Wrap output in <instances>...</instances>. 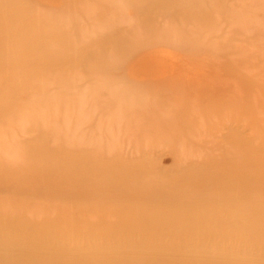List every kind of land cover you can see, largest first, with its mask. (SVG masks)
<instances>
[{
  "label": "rangeland",
  "instance_id": "rangeland-1",
  "mask_svg": "<svg viewBox=\"0 0 264 264\" xmlns=\"http://www.w3.org/2000/svg\"><path fill=\"white\" fill-rule=\"evenodd\" d=\"M7 48H24L28 58ZM61 147L85 156L86 165L82 161L78 171L82 177L97 176L104 162L119 166V161L128 178L162 185L164 196L154 194L152 206L136 208L145 215L165 208L167 215H157L153 222L160 232L177 225L176 216L199 211L206 213L201 219L210 225L218 215V177L224 180L233 167L254 172L258 162L250 167L247 161L264 158L255 153L264 154V0H0V169L29 168L40 155L46 157L41 165L50 157L49 163L64 168L72 160L59 156ZM193 171L198 176L190 177ZM201 177L216 182L198 190ZM89 183L82 181L86 188ZM14 193L12 188L0 189V245L3 233L17 239L15 248L0 246V253L12 255L2 264H28L25 250L30 244L67 250L53 255L46 248L48 253L33 255L74 261L145 255L124 252L137 249L147 257L185 264H217L219 254L233 264H264L261 243L252 233L247 241L242 236L238 242L221 241L227 239L222 237L226 226L251 232L260 227L257 220L239 215L240 208L257 204L252 199L249 204L250 197L240 189L236 201L244 198L237 205L216 201L228 214L218 219L219 230H204L202 236L175 227L176 236L159 238L126 227L102 244L87 240L74 245L63 239H24L12 220L11 227L6 225L18 204ZM254 194L256 202L263 200ZM57 198L52 206L60 203ZM91 214L86 211L80 221L95 222L97 216ZM109 219L102 222L114 223ZM159 220L167 221L161 227ZM210 230L220 234L213 236L216 232ZM228 230L230 235L236 231ZM96 243L104 249L94 248ZM246 247L252 252L258 248L246 258Z\"/></svg>",
  "mask_w": 264,
  "mask_h": 264
},
{
  "label": "bare ground",
  "instance_id": "bare-ground-1",
  "mask_svg": "<svg viewBox=\"0 0 264 264\" xmlns=\"http://www.w3.org/2000/svg\"><path fill=\"white\" fill-rule=\"evenodd\" d=\"M159 4L160 3H158L157 5H159ZM4 11H6V9ZM14 13H16V12H14ZM2 19H3V17H2ZM4 25L8 28V26L6 24H4ZM53 25H55V24H53ZM12 42H15L14 38L10 40L11 45H13ZM20 49H21V51L18 52L15 50V48H13V52H12L10 48H7L9 53L15 54L18 52V55L20 56L19 58L26 60L28 58V56H26L27 52L24 50V48H20ZM57 152H58L60 157L65 156L66 158H68L67 160H72V162L67 163L64 168L60 169L59 167L56 166V161L49 163V161L51 159L49 157L46 160H44V162L42 161V165H41L40 159H43L46 157L44 155H40L42 158L36 159L35 163L32 164L31 167L28 166L29 168L23 167V168H19L17 170H13L10 168H7L5 170L0 169V181L3 182V183H1L3 186L0 184V189H2L4 187H7L9 189L12 188V190H14V192H15L14 194L17 195V197L19 198L17 200L18 204L16 205V207H14L15 210L11 211V213L9 214L7 219L5 220L7 222L6 225L9 224V222H10L9 219L12 220L13 221L12 224L17 226V231L19 233H21V235H23L24 239L28 235L29 238L31 236H33V237L37 236V237H39L40 240H44V241H52L53 239H57V240L63 239L65 241H68V242L73 244L76 242L79 243L81 241H83L82 243H85L87 240L88 241L98 240V241H101V244H102L103 243L102 240H108L109 238L116 237L115 233L118 231H124L123 229L126 227H128L130 231H137V229L139 228V232H141V233L142 232H144V233L151 232V234H153L154 237H159V238L165 237L167 235L172 236V234L175 235L174 232L177 231V230L176 231L173 230L175 227H179L182 230V232L193 231L196 234L202 236L204 234H207V232L204 230H208L210 228H217L219 230V228L221 227V224L218 223V219L220 220V216L228 214V212L224 211L223 207H220V209L218 208V206H221V205H220V203H216V201L220 198V200L223 202V205L233 203L237 200L238 194H236V193L240 189V190H242V194H244V193L248 194V198L246 196L247 199H249V197H250V199L248 200L249 202L247 201L249 204L252 203L251 199L257 204L256 205L253 204L254 205L253 209L248 208V210H247L246 208L249 207L248 205L246 208L245 207L240 208L241 210L239 211V215L241 214L242 217H247V218L251 217V218L257 220L258 226H260V227L256 228V231L251 232L249 230H246L245 228L241 229V230L240 229L237 230L238 226H236V228L231 227V226L230 227L226 226L227 230L229 228H232V229H230V230H232V232L235 229H236V231L231 233L230 230H228V233L229 232L231 233V235H230V234H227V230H224L225 235H223V236L221 235V236L225 237L227 239H224V240L221 239V241H223L225 243L231 242V240L237 241L238 240L237 237H239V236H242L247 241L246 236H248L249 234L252 233L254 241L261 243V248L259 247L260 249L258 250V252H260L259 256L261 257V259L264 260V255H262L264 253V246H263L264 245V158L259 159V160H252L251 159L250 161H247L249 163L250 167H251L253 161L255 163L258 162L257 164L259 165V167L256 171L252 172L250 169H247V170L241 172V169L239 167L238 168L233 167L232 170H230L231 171L230 173H228V171L224 175L222 173V175H223L222 177L224 180H220L221 177L220 178L218 177V180H217V182L219 181L218 183L213 180L215 178H209L208 177L207 180L205 181V179L204 178L202 179V177H201V180H199L197 182L195 188H198V190L203 189L205 186L208 185L209 182L211 183V181L212 182L214 181V182H216V184H214V186L216 185V189L220 190V193L216 192L218 194V197L215 196V200L216 199L217 200L216 201L212 200V201H215V204H214L216 206L215 212H217L218 215H216V220L213 219L215 221H212V223H209L210 225L205 224L204 221L201 219V216H206L205 215L206 213H203V211H199V214L195 215V216L192 215V213L182 214V215H179L178 217L176 216L175 219L178 220L177 225H168L166 227V229L162 228L163 230L160 232L159 231L160 226H158L159 228H157L155 226L156 224H154L153 222H154V219H156L157 215L166 216L167 210L165 208L160 207V208H158V210L156 212L158 214L151 212V213H148L147 215H145L146 213L145 214H143V213L139 214L136 211V208L143 209V207L145 205L152 206V203L150 201H155L154 199H152L154 194H156L158 197L164 196V193H166V192H163V191H165V189L163 188L162 185L158 186V185L153 184L151 182V184L154 185L153 186L147 181H140L137 178L135 179L134 178L135 176L132 178H128L127 177L128 174L126 176V173H125L126 169L123 168L124 166L123 167L120 166L119 161H117L119 166H114V164L112 162L106 163V164H104L105 163L104 162L103 166H101V168H100V174H98L96 176L94 173H91V174H89L88 177H82L78 171L83 166L82 161H84L85 156L84 157L83 156H81V157L74 156L73 150H69V149H66L63 147L58 149ZM255 153H257V155H259V154L264 155L263 153H261L260 151H257V150H255ZM86 157L88 158L89 156H86ZM91 158H93V157H91ZM258 158H259V156H258ZM95 161H96V159H95ZM109 161H110V159H109ZM97 162H98V160H97ZM234 162H237V161L235 160ZM234 162H233V165H234ZM84 165H86L85 161H84ZM94 165H95V163H94ZM237 166H239V164ZM243 168H244V165H243ZM136 170H137V168H136ZM195 171H197V170H195ZM195 171L192 172L194 174H189L190 177L195 175ZM25 175H26V177H25ZM196 175H197V173H196ZM196 175L194 177H196ZM187 176H188V174H187ZM247 177H248V180H247ZM249 177H250V179H249ZM24 178H26V179H24ZM236 178L243 179L245 181L242 180L243 182H238ZM254 178H256V179H254ZM84 179H88V181L91 182V183H89V184H91L90 188L89 187L86 188L82 184V181H84ZM193 179H195V178H193ZM86 183H85V185H86ZM185 186H187V185H185ZM208 186H212V185H208ZM158 187H159L158 190H160V194L157 193ZM213 189H214V187H213ZM203 190H202V192H203ZM196 191L197 190H195V194L196 193L198 194V192H196ZM253 191H256V192H253ZM117 192H118V194H117ZM177 192L174 191L173 193H177ZM233 193H234V195H233ZM254 193L258 194L257 195L258 198L261 197V198H263V200L261 202H256L257 198H253L255 196ZM202 194L204 196V193H202ZM202 194H199V195H202ZM26 195L34 196L33 200L24 199L23 197ZM185 195L186 194H183L182 198ZM169 196H170V194H169ZM177 196H180V195H177ZM57 197L60 198V203L52 206V204H50V203L53 202L52 200L56 199ZM192 197L196 198L197 196L192 195ZM210 197L212 198V196L207 197V198H209L208 200H210ZM186 198H188V196ZM243 198L242 199L240 198V200L236 201L235 204L240 202L241 200H243ZM57 200H58V198H57ZM202 200H203V198H202ZM206 201L204 202V205L207 204ZM149 202L151 203V205H149L150 204ZM173 203L174 202H172L170 204L172 205ZM194 203H198V202H194ZM200 203H201V201H200ZM202 203H201V205H203ZM154 204H155V202H154ZM209 204H212V202ZM166 205H168V201H167ZM231 207H232V205H231ZM145 208H147V207H145ZM231 209H233V208H231ZM249 209H250V211H249ZM202 210H204V209H202ZM86 211H90L93 215L97 216L95 219L96 220L95 222H81L80 221V216L83 215V213H85ZM0 214L3 215V213H0ZM143 215H145V216H143ZM36 216H40L41 218L39 219V221L33 222L32 219H33V217H36ZM235 217H237V215H235ZM104 218H110L114 223L108 224V221H106L104 223V222H102ZM164 218H166V217H164ZM110 219H109V221H111ZM159 221L161 222V220H159ZM166 221L164 220L160 223L161 227L164 226V222H166ZM225 222H227V221H225ZM235 222L238 223L239 221L238 222L235 221ZM155 223H157V222H155ZM12 224L10 223L9 227H11ZM224 225H225V223H224ZM230 225H233V223ZM255 225H257V224H255ZM129 226H132V229ZM243 227H244V225H243ZM0 228H2V227L0 226ZM233 228H234V230H233ZM2 230H3V228H2ZM214 231L216 232V234H214L215 233ZM214 231L210 230V233L214 232L213 236H218L220 234L217 230H214ZM51 232H53V233L50 234ZM177 233L179 234L180 232H177ZM192 234L193 233L191 232V235ZM208 234H209V231H208ZM3 235L4 236L2 238H4L5 240L3 241L4 243L1 244L0 246L3 248H9V249L15 248L16 245H12V242H13V240H17V239L13 238L12 235H9V234L3 233ZM181 236H184V234ZM206 236H208V235H206ZM199 238H202V237H199ZM216 238H218V237H216ZM231 238H233V239H231ZM243 238H240L241 241ZM45 239H47V240H45ZM48 239H50V240H48ZM249 239H251V237H249ZM200 241L202 242V240H200ZM204 241H205V237H204ZM249 241H252V239ZM20 242H22V241H20ZM215 242H216V240H215ZM243 242H241V243H243ZM96 244L97 245H95L94 248L104 249V248H100L98 246V243H96ZM124 244H126V243H124ZM151 244H152V242H151ZM172 244H173V242H172ZM201 245H203V244H201ZM219 245H220V243H219ZM255 245L256 244L254 243V246ZM252 246H253V244H252ZM83 247H84V245H83ZM89 247H88V250H89ZM172 247H173V245H172ZM247 247H248V245H247ZM247 247L245 249H243V251H244L243 255H244V257L249 258L254 254L255 249H257L258 247L255 249L253 248L254 252H252L251 250L247 251L249 249V247H248V249H247ZM46 248H49L48 249L49 253L45 250ZM57 250L54 247H46L45 245L38 246V245L30 244L26 248L25 252H29V262H32L33 264H185V262L172 261L171 259H167L166 257L164 259L163 258H155L154 255L147 257V256H145L147 253L146 251L137 250V249L132 250V251H124V252L136 253V254L140 253V254H145V255L144 256L143 255L138 256V257H132V258L131 257H127V258L106 257V258H103V257L97 256V257H92L91 259L79 260V261H74L71 259L48 258V257L40 256V255H33V253H35V252H41L42 253L43 251L48 253V254H53V255H55L57 253H66L67 252L66 249L62 250V251H60V250L57 251ZM94 251H96V250H94ZM88 252H90V251H88ZM186 253H189V252L186 251ZM228 254L230 255L231 251H229ZM11 257H12V255H8L6 253H0V264H2L1 260L8 259ZM218 257H219L218 258L219 262H217V264H221V262L223 264H233L226 257H224V256L221 257L220 254ZM29 262H28V264H29Z\"/></svg>",
  "mask_w": 264,
  "mask_h": 264
}]
</instances>
